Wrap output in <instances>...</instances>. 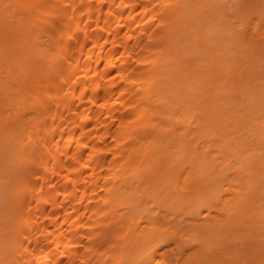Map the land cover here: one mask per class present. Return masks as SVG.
<instances>
[{"label":"bare ground","instance_id":"obj_1","mask_svg":"<svg viewBox=\"0 0 264 264\" xmlns=\"http://www.w3.org/2000/svg\"><path fill=\"white\" fill-rule=\"evenodd\" d=\"M244 1L0 0V264H264Z\"/></svg>","mask_w":264,"mask_h":264},{"label":"rangeland","instance_id":"obj_2","mask_svg":"<svg viewBox=\"0 0 264 264\" xmlns=\"http://www.w3.org/2000/svg\"><path fill=\"white\" fill-rule=\"evenodd\" d=\"M240 1H241V4H242L244 0H240ZM245 2L246 1H244V3ZM257 2H258V4L261 5L262 2H264V1H262L260 3V0H257ZM255 4H256V2H255ZM258 4H256V6H255V5H253L251 3L250 0H247L246 4L242 6L243 8L241 7L242 10L240 9L242 13H241V15H239V20H242L244 22H249L251 20L255 21L257 18H260L262 15H264V6H260ZM217 28H219V27H217ZM231 148H233V146H231ZM201 212H202V215H206V213H207V211H205L203 208H202ZM210 216L213 217V218H215V219H218L219 218L217 216V213L214 212V211H211L210 212ZM196 249H197V247H196ZM161 262H163L164 264H176L175 261H174V259L172 257H168V256H165L162 259Z\"/></svg>","mask_w":264,"mask_h":264}]
</instances>
